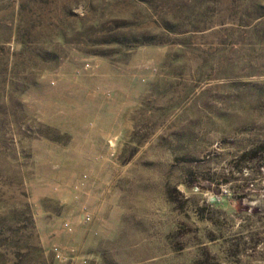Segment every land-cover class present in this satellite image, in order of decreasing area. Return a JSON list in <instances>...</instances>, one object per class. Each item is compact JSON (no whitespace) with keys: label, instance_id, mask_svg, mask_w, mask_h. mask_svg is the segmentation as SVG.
<instances>
[{"label":"rangeland","instance_id":"obj_1","mask_svg":"<svg viewBox=\"0 0 264 264\" xmlns=\"http://www.w3.org/2000/svg\"><path fill=\"white\" fill-rule=\"evenodd\" d=\"M0 264H264V0H0Z\"/></svg>","mask_w":264,"mask_h":264}]
</instances>
